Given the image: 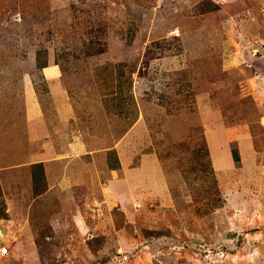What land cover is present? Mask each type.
Segmentation results:
<instances>
[{"label": "rangeland", "instance_id": "rangeland-1", "mask_svg": "<svg viewBox=\"0 0 264 264\" xmlns=\"http://www.w3.org/2000/svg\"><path fill=\"white\" fill-rule=\"evenodd\" d=\"M24 97L74 148L0 185V264H264V0H0L1 126Z\"/></svg>", "mask_w": 264, "mask_h": 264}, {"label": "crops", "instance_id": "crops-1", "mask_svg": "<svg viewBox=\"0 0 264 264\" xmlns=\"http://www.w3.org/2000/svg\"><path fill=\"white\" fill-rule=\"evenodd\" d=\"M58 73H52L49 76L51 78H58ZM30 97L21 98L23 103L24 110L20 109L22 116L25 117L23 120H18L16 126L13 124H6V126H1L0 124V185L4 187L6 178H15L17 182H20L21 175L28 176L24 180H28L30 186L33 184V166L36 164H44L43 157L46 155L45 151L49 150L53 144L57 147H65V143L74 148V144L71 141L69 134L63 133V130L67 129L71 124L72 111L70 107H74L71 103V106L68 104L70 98L61 100L59 102V107L54 103L52 110L44 111V102L42 101L44 97ZM38 98V99H37ZM31 104L33 108H31ZM46 107V106H45ZM45 124L47 125L45 127ZM10 127V128H9ZM45 127V128H43ZM43 139V140H42ZM44 141L43 146H35L32 143H41ZM42 148V151L37 153H32L31 150H39ZM28 151V152H27ZM29 156V162H25V159ZM65 160V157H64ZM74 161V159H73ZM88 163V160H84V163ZM71 164V161H68L65 168ZM45 166V165H44ZM114 171V170H112ZM68 170H60V176L66 174ZM45 173H49L48 169L45 168ZM73 173L69 180L74 181ZM81 177L83 173H80ZM60 181H63L62 178ZM46 183L50 186L52 182L50 180ZM56 183V182H55ZM54 183V184H55ZM48 186V190L50 187ZM6 193V191H4ZM7 234V233H6Z\"/></svg>", "mask_w": 264, "mask_h": 264}, {"label": "trees", "instance_id": "trees-1", "mask_svg": "<svg viewBox=\"0 0 264 264\" xmlns=\"http://www.w3.org/2000/svg\"><path fill=\"white\" fill-rule=\"evenodd\" d=\"M90 42H91V46H92L93 48H95V47L97 46V49H96L94 52L89 53L90 56H94V55H97V54L104 53V51H105V47H104V45H103L102 42H100L98 45H96V44H97L99 41L94 42L92 39H90ZM92 47H91V48H92ZM239 160H240V158L238 157L237 154H235V161L238 162ZM210 164H211V162L209 161L208 166H206V169H211V168H212ZM42 165H43V164H36V165L33 166L32 177H33V186H34V189H37V188H38V183H39L41 180L45 181V183H46V180H45V178H46V177H45V171H44ZM110 167H112V168H119L120 165H117V166L114 167V166H112L111 163H110ZM212 172H213V171H212Z\"/></svg>", "mask_w": 264, "mask_h": 264}, {"label": "built area", "instance_id": "built-area-1", "mask_svg": "<svg viewBox=\"0 0 264 264\" xmlns=\"http://www.w3.org/2000/svg\"><path fill=\"white\" fill-rule=\"evenodd\" d=\"M6 236V231L3 228H0V240L4 239ZM9 249L7 246L3 245L0 242V259L7 257L9 255Z\"/></svg>", "mask_w": 264, "mask_h": 264}]
</instances>
